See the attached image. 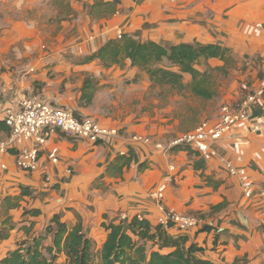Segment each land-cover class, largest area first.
Wrapping results in <instances>:
<instances>
[{"label": "crops", "instance_id": "1", "mask_svg": "<svg viewBox=\"0 0 264 264\" xmlns=\"http://www.w3.org/2000/svg\"><path fill=\"white\" fill-rule=\"evenodd\" d=\"M120 34L160 44L229 48L241 75L224 95V104L238 106L246 94L240 86L253 85L259 95L250 118L262 121L264 0H0V138L9 134L6 109L18 107L25 97L120 130L96 144L56 130L40 148V167L33 172L17 166L14 151L1 155L7 169L0 168V227L10 217L13 228L0 243V264L20 242L41 234L57 214L69 227L81 224L100 249L107 238L103 225L118 223L120 214L156 226L169 210L202 219L188 231L166 228L203 247L202 258L214 264H262L264 127L257 131L250 122L239 124L211 144L216 155L209 160L192 148L169 149L171 140L187 131L176 126L175 106L153 97L148 73L129 60L113 66L84 60ZM201 60L225 65L219 58ZM197 66L206 71L207 66ZM183 82L190 84L192 75L183 73ZM192 95L199 106L194 105L195 128L213 99ZM135 135L151 142L137 141ZM54 148L58 163L49 158ZM225 159L247 171L250 197L240 178L227 171ZM170 175L173 181L159 203L151 191ZM23 187L31 194L22 196ZM7 196L18 197V205L6 207ZM50 243L51 238L46 245ZM58 262L64 264L65 257Z\"/></svg>", "mask_w": 264, "mask_h": 264}, {"label": "trees", "instance_id": "2", "mask_svg": "<svg viewBox=\"0 0 264 264\" xmlns=\"http://www.w3.org/2000/svg\"><path fill=\"white\" fill-rule=\"evenodd\" d=\"M202 58H219L226 65L235 62L231 50L219 44H160L140 41L129 35L109 40L84 60L99 59L106 66L123 65L129 60L133 66L147 72L155 85H172L182 90L188 88L198 96L212 98L214 93L206 87L207 72L197 68ZM164 61H168L171 68L163 67ZM183 73L192 75L190 84H184ZM28 194H31L30 190L23 187L22 196ZM4 202L6 207H15L18 197L7 196ZM26 213L37 215L40 211L29 210ZM10 220L7 217L2 221L0 243L8 238L13 228ZM103 226L107 230V238L102 247L96 249L94 240L81 224L69 227L57 214L41 234L20 242L2 263L59 264L58 259L63 255L64 264H214L199 255L204 251L203 247L189 244L188 235L173 236L162 223L153 226L147 219L135 216ZM202 228L210 229L209 226ZM49 238L51 243L46 245Z\"/></svg>", "mask_w": 264, "mask_h": 264}, {"label": "built area", "instance_id": "3", "mask_svg": "<svg viewBox=\"0 0 264 264\" xmlns=\"http://www.w3.org/2000/svg\"><path fill=\"white\" fill-rule=\"evenodd\" d=\"M121 37L120 34L119 38ZM258 95L259 91L254 89L237 107L224 105L220 111L218 123L212 124L207 120L203 121L194 130L187 131L174 139L169 149L178 145H186L197 151L204 159L209 160L216 155L211 144L234 130L239 124L250 122L254 130H261L264 127V118L261 119L262 121L250 118L252 106L256 103ZM4 122L9 128V134L6 139L0 138V158L2 154L14 151L17 166L26 172H33L40 167V148L46 144L51 134L56 130L62 131L75 140H85L94 144L115 137L119 135L120 131L117 128L104 126L92 117H77L74 111L68 108L56 107L36 97H25L20 100L18 107L7 108ZM134 139L146 143L151 142L149 137L139 135H135ZM27 142H33L37 146L24 148L23 145ZM58 152L57 148L50 152L49 158L54 163L59 162ZM224 163L229 174L240 178L245 196L250 197L252 188L247 171L235 166L229 160L225 159ZM0 168L7 169L6 163H2L1 159ZM171 181H173V177L170 175L167 180L159 183L151 191V197L162 203ZM119 219L126 221L129 217L122 213L119 215ZM161 223L166 227L176 226L181 230L188 231L199 227L202 219L196 215L181 214L176 210H169ZM169 224L171 226H168ZM262 264H264V258Z\"/></svg>", "mask_w": 264, "mask_h": 264}, {"label": "rangeland", "instance_id": "4", "mask_svg": "<svg viewBox=\"0 0 264 264\" xmlns=\"http://www.w3.org/2000/svg\"><path fill=\"white\" fill-rule=\"evenodd\" d=\"M167 62H163L162 66L167 67V68H171L170 65L168 66ZM199 65L203 66V67L207 66L206 71H205V72H207V74H206V78H207L206 87L210 91H214V93H215L214 97L212 98L213 101L211 99H208V105L207 106L211 107V108H209V111L207 112V116L204 118V121L207 120V121L211 122L212 124H214L217 121V115L219 118V114H220L222 107L224 105H228V104H224V103H227L224 101V95L229 93V89H230L232 82H234L236 80V78H239V76L241 75V73H240L241 67H239L237 65V68H236V66L233 64H229V65L225 64L222 67L212 66V65H208L206 62H204L202 60L200 61ZM192 79H193V77H192ZM152 85H153V87H155V88H153L154 90L152 91L153 97H155L156 99H160V101L162 99L166 100V103H168L171 106L172 105L175 106V109H174L175 119L179 120V123H177L176 126L179 125V127L184 129V131H188V130L191 131V130H194L200 124L199 123L194 128V120H195L194 105H196V107H199V106H198V103L196 101L194 102V98H193L194 96L192 95L193 93L191 92L190 89H183L182 90V89H179V88L174 87L172 85H155V84H152ZM239 90H240V93H242V94L246 93L245 94V97H246L252 90H254V87H253V85H251L250 87H248L247 85L245 87L240 86ZM231 104H233V103H231ZM207 106H206V108H207ZM231 106L234 108L237 107V106H233V105H231ZM200 107H202V106H200ZM212 114L214 117H211ZM214 119H215V121H214ZM199 122H201V120ZM176 138H174V139H176ZM174 139H172L171 141H173ZM170 144H171V142L169 143V146H170ZM179 146H181L187 150H190V151L192 150L189 146H186V145L174 146L172 149L179 147Z\"/></svg>", "mask_w": 264, "mask_h": 264}]
</instances>
